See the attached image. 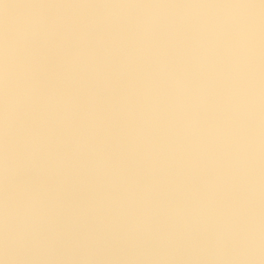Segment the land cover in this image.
<instances>
[{"label":"crops","instance_id":"crops-1","mask_svg":"<svg viewBox=\"0 0 264 264\" xmlns=\"http://www.w3.org/2000/svg\"><path fill=\"white\" fill-rule=\"evenodd\" d=\"M142 2L10 0L5 7L0 3V70L6 41L34 34L41 18H46L49 24L52 35L47 40H35L27 54L36 61L39 88L55 96L56 103L47 111L25 109L18 131L22 134L26 128L53 124L44 153L46 158L56 159L59 164L21 176L10 193L3 177L0 178V209L11 194L13 206L24 211L27 181L38 193L42 217V244L10 258L0 252V264H122L118 257L100 258L97 235L91 229L80 228L75 217H56L55 200H69L72 196L65 162L78 131L84 132L85 142L95 138L104 142L106 149L100 160L92 157L77 160L72 173L81 176L87 189L106 192L117 210L113 227L119 243L134 253V264H157L159 252L174 245L180 246L175 264H264L261 256L264 248L255 250L246 243L245 249L250 254L246 257L238 252L243 250L238 242L243 237V228L237 223L238 200L233 195V187L239 186V195L242 180L236 172V176L229 175V170H242L240 159L243 152L251 153L246 143L252 142V138H258L264 153V17L243 38L235 32L233 44L221 45L230 68L235 69L232 79L237 78L232 46L239 51L247 49L255 56L260 66L256 69V88L246 89L235 80L231 86L222 65L205 69L209 76L211 73L218 76V81L208 83L209 93L203 97L202 120L207 132L202 146L194 145L195 141L177 152L176 162L186 172V181L177 183L154 154L153 147L159 136L146 139L139 135L134 125L135 114L116 103L123 85H129L140 99L149 89L146 75L136 72L142 71L141 66L136 65L139 70L133 67L134 71L126 65V51L120 49L122 43L135 42L139 36L130 28L129 11L141 10ZM234 3L241 4L238 0ZM121 12L123 17L118 15ZM137 30L140 32L141 28ZM144 56L151 59L147 53ZM60 74L69 77L60 80ZM3 108L4 88L0 82V159L4 140ZM247 122L250 124L245 134ZM231 137L237 145L230 149L227 142L224 145V139ZM230 199L235 208L227 204ZM148 219L156 220L161 226L160 238L146 234ZM218 237H223L228 253L223 257L212 253ZM232 245H236L234 250Z\"/></svg>","mask_w":264,"mask_h":264},{"label":"rangeland","instance_id":"rangeland-1","mask_svg":"<svg viewBox=\"0 0 264 264\" xmlns=\"http://www.w3.org/2000/svg\"><path fill=\"white\" fill-rule=\"evenodd\" d=\"M234 1L140 0L143 8L129 11L132 21L130 28L139 36L135 42L122 43L120 49L126 51L125 64L136 70L138 69L136 65L141 66L142 71L136 72L144 73L149 85L152 82L163 85L169 101L175 105L177 116L184 126L181 137L177 138L179 142L175 143L176 155L177 152L182 151V147L187 149L191 142L196 141L194 145L202 146L203 135L207 132L204 129L205 122L202 120L203 97L204 94L209 93L208 83L213 80L218 81V76L212 73L209 76L205 73V69L222 65L225 73H228V82L232 83L231 86H234V80L240 82L246 89L256 88L258 85L256 69L258 70L260 66L250 51L247 49L239 51L232 46L231 50L234 53L232 63L236 67V79L231 78L235 69L230 68L222 53V44L230 42L231 45L235 41V30L225 22L224 15L225 10L238 6ZM238 1L241 3L239 6L246 9L250 17L247 30L251 27L253 29L254 24L264 17V1ZM9 2L10 0H6V4ZM0 3L2 4L1 1ZM2 7L5 6L2 4ZM259 11H261L260 15L257 13ZM118 15L123 17L122 12ZM133 21L139 22L141 26L138 27ZM103 28L105 29L106 26ZM139 28H141L140 32L137 30ZM146 53L151 55V59L144 56ZM210 92L214 97L213 90ZM245 124L243 132L246 134L250 123ZM212 130L217 132L214 128ZM168 135L165 134L170 140ZM257 139L252 138V142L246 143L252 151L249 154L243 152L240 159L242 170H229V175L233 176L236 172L237 178L242 180V190L239 195L237 194L239 186L233 187V195L238 200V206L235 205V211L239 212L237 223L243 228L241 236L249 241L253 249L262 251L264 248V153ZM171 140L174 141L173 138ZM234 140L232 137L226 138L224 145L227 142L228 148L236 147ZM227 204L235 208L231 199ZM218 244L223 247L227 255L225 244L223 242ZM241 246L243 250H239V254L247 257L250 254L245 249L248 244ZM235 247L236 245H232V249ZM261 256L264 257V251ZM99 257L103 258L100 254ZM109 259L112 258L105 260Z\"/></svg>","mask_w":264,"mask_h":264},{"label":"built area","instance_id":"built-area-1","mask_svg":"<svg viewBox=\"0 0 264 264\" xmlns=\"http://www.w3.org/2000/svg\"><path fill=\"white\" fill-rule=\"evenodd\" d=\"M6 6V0H0ZM261 14V11L257 12ZM259 14V15H260ZM124 55V54H123ZM127 57V54H125ZM67 74H60L59 79L67 78ZM40 89V98L32 108H42L41 105L50 97L45 88ZM118 106L128 109L135 114L136 132L146 139L159 136L154 144L156 158L165 164L170 177L177 183L186 181V172L176 162L175 143L184 131L182 121L177 116L175 105L169 101L163 85L150 83L146 96L138 98L129 85H123L116 99ZM45 143L51 140L54 126L47 123L41 127ZM168 133L172 140L165 136ZM106 149V144L92 138L89 143L85 142L83 131L74 134L70 143V151L66 156V168L68 169V186L71 192L69 200L64 198L56 199L54 202L56 217L58 219L71 215L77 219L78 226L82 229H91L98 238L97 251L101 257L108 259L118 257L122 264H134L136 257L124 245L119 243L118 234L114 230L113 223L117 210L109 200L106 192L89 190L85 187L80 175L72 173L76 168V161L86 157L98 158ZM2 175H0V178ZM15 207V206H14ZM15 209L20 212L16 207ZM5 206L0 209V234L3 232ZM146 234L157 239L162 235V228L154 219H148L145 225ZM180 251L179 245L163 249L159 252L157 264H175L176 254ZM214 256L223 257L226 255L218 243L213 249Z\"/></svg>","mask_w":264,"mask_h":264},{"label":"clouds","instance_id":"clouds-1","mask_svg":"<svg viewBox=\"0 0 264 264\" xmlns=\"http://www.w3.org/2000/svg\"><path fill=\"white\" fill-rule=\"evenodd\" d=\"M226 23L243 38L250 17L246 9L236 6L225 10ZM52 35L46 18L37 21L36 32L25 35L19 40H8L3 47V67L0 70V82L4 88L3 108V155L0 159V175L5 187L9 190L21 176L44 168L59 166L58 161L46 158L44 153L45 139L39 126L18 131V123L22 112L34 106L40 98L36 61L28 50L37 39L47 40ZM22 53H25L23 57ZM55 96L48 97L41 107L47 111L54 107ZM27 198L25 209L18 212L13 206L9 194L5 201L3 232L0 234V252L5 257H14L29 252L33 246L42 244L40 201L31 185L25 182ZM218 243L223 237H218ZM246 244L249 241L241 237L238 241Z\"/></svg>","mask_w":264,"mask_h":264},{"label":"bare ground","instance_id":"bare-ground-1","mask_svg":"<svg viewBox=\"0 0 264 264\" xmlns=\"http://www.w3.org/2000/svg\"><path fill=\"white\" fill-rule=\"evenodd\" d=\"M171 7V6H170ZM215 9V8H214ZM139 25V24H138ZM69 77V76H68ZM133 119V118H132ZM177 144V143H176ZM176 146V145H175ZM152 147V146H151ZM102 165V164H101ZM182 169V168H181ZM249 172V171H248ZM247 175V174H245ZM244 184V183H243ZM97 189V188H96ZM249 194V193H248ZM197 201V200H196ZM96 234V233H95ZM165 249V248H164ZM226 252V251H225ZM117 259V258H116Z\"/></svg>","mask_w":264,"mask_h":264}]
</instances>
